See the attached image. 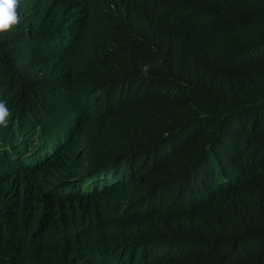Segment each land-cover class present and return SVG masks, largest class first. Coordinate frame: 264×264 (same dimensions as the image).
I'll return each instance as SVG.
<instances>
[{
	"label": "trees",
	"instance_id": "1",
	"mask_svg": "<svg viewBox=\"0 0 264 264\" xmlns=\"http://www.w3.org/2000/svg\"><path fill=\"white\" fill-rule=\"evenodd\" d=\"M18 15L0 36V264H264V0Z\"/></svg>",
	"mask_w": 264,
	"mask_h": 264
},
{
	"label": "clouds",
	"instance_id": "2",
	"mask_svg": "<svg viewBox=\"0 0 264 264\" xmlns=\"http://www.w3.org/2000/svg\"><path fill=\"white\" fill-rule=\"evenodd\" d=\"M19 0H0V36L9 35L20 22ZM147 72V68L143 70ZM11 112L6 101H0V128H7Z\"/></svg>",
	"mask_w": 264,
	"mask_h": 264
}]
</instances>
